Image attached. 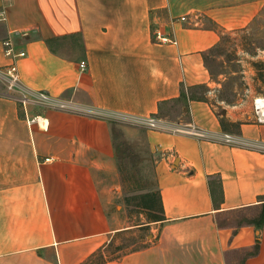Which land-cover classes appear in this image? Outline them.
<instances>
[{"label":"crops","instance_id":"1","mask_svg":"<svg viewBox=\"0 0 264 264\" xmlns=\"http://www.w3.org/2000/svg\"><path fill=\"white\" fill-rule=\"evenodd\" d=\"M262 7L264 0H0V69L14 67L24 88L71 106L31 102L26 112L20 91L8 94L0 83V264H89L112 240L143 232L144 246L99 264H264V223H254L264 208V124L252 120L254 103L219 102L224 114L198 100L183 109L179 123L216 138L230 133L235 144L141 129L154 155L160 221L129 210L113 131L114 123L140 130L134 120L157 116L183 86L215 88L204 53L250 26ZM158 31L177 44L160 42ZM8 38L26 55L6 56ZM69 41L80 49L75 56L61 51ZM224 115L241 123L240 133L224 130ZM27 117L41 121L30 126ZM212 182L223 187L218 204Z\"/></svg>","mask_w":264,"mask_h":264},{"label":"rangeland","instance_id":"2","mask_svg":"<svg viewBox=\"0 0 264 264\" xmlns=\"http://www.w3.org/2000/svg\"><path fill=\"white\" fill-rule=\"evenodd\" d=\"M223 36L226 37L223 38ZM223 36L218 49L209 56V65L213 73L212 79L216 81L217 85L215 88L209 86L210 90L208 92L200 89L199 93L206 94L216 107H222L219 105V102L222 101L231 106H247L249 103L252 105L256 98L264 97V83L262 76H260L264 74V7L260 9L258 17L250 26L240 29L234 34L227 33ZM74 45L72 41H69L61 51L66 55L75 56L80 49L77 46L73 48ZM19 97L18 101L26 112L31 102L37 103L31 100L26 106L20 101ZM69 101L62 98L61 100H54L52 103L66 104L67 108H71ZM41 104L48 105L46 103ZM183 109L185 107L183 108L182 104H170L164 111L163 116H157L161 117L168 125L181 124L178 121L186 116ZM218 111L221 112V109H218ZM252 120L255 121V104ZM134 124L138 125L140 130L128 132L127 128L129 126L122 123L114 125L122 194L123 198L127 200L140 194L144 189L157 188L154 155L148 144L146 132L141 130L146 126ZM185 125L181 124L179 126L185 127ZM135 202L133 201L131 205L128 204L131 212H138ZM136 215L140 218L138 214ZM147 234L149 233H132L126 237L116 238L112 240L107 248L96 253L88 263L99 264L118 258L126 252L139 249L144 246L142 241ZM238 261V264H240V261L242 262L241 259H237Z\"/></svg>","mask_w":264,"mask_h":264},{"label":"built area","instance_id":"3","mask_svg":"<svg viewBox=\"0 0 264 264\" xmlns=\"http://www.w3.org/2000/svg\"><path fill=\"white\" fill-rule=\"evenodd\" d=\"M186 16L182 17V21H186ZM6 20L5 13L3 11H0V22H3ZM156 37L160 42L163 43H176L177 41L172 39L169 36L164 35L161 32L156 33ZM4 46H5V54L8 57L11 58H18L26 55V52L21 51L19 53L16 52V42L13 38H8L7 40L4 41ZM88 67V64L86 61H82L80 64V68L82 70H86ZM5 83L6 84V90L7 93H13L16 90L20 91V101L27 106V103L29 101H35L37 103H46L50 105L51 107H62V108H67L66 104H57V103H52L54 100L48 95L43 92H32L29 89H26L22 86L20 83V78L17 70L14 67L7 68L5 70L0 69V83ZM255 104V121L258 123L264 124V97H258L254 101ZM28 124L31 126L34 122L41 121V117H36V118H28ZM135 123L144 125L146 127L152 128V129H162V130H170L175 133H180V134H186L190 136H196L199 138H208V139H218L220 141L230 143V144H235L238 143L237 137L230 133H225L223 134L220 138H216L213 134H210L209 132H203L199 130L197 127L189 125L185 127H181L179 125H174V124H166L164 120L161 117H158L156 115L151 116L149 118H144V119H135ZM257 145L260 144H251L250 146L256 147ZM262 149H264V145L261 146ZM161 151V150H160Z\"/></svg>","mask_w":264,"mask_h":264},{"label":"trees","instance_id":"4","mask_svg":"<svg viewBox=\"0 0 264 264\" xmlns=\"http://www.w3.org/2000/svg\"><path fill=\"white\" fill-rule=\"evenodd\" d=\"M224 37H226V36H223V38ZM58 40L59 39L49 40L48 43L53 48L58 43L57 42ZM218 46H216L213 49L204 53L205 62H206L208 69L210 70V72H211V69H210V65H209V62H210L209 56L215 50L218 49ZM211 74H212V78H213V73L211 72ZM260 76H262V81L264 83V74H261ZM200 89L206 90V92H208L210 90L209 86L206 84H199V85H195V86H192L189 88H186L185 86H183L182 91H181V95L178 99H175L172 102H165L164 104H162L160 106L158 116H163L164 111H166V108L170 103L177 104V105L182 104L183 108L184 107L187 108L189 105V102L191 100L205 101V102L211 103L210 99L208 98V96L206 94H200L199 93ZM211 104H213V103H211ZM220 108L222 109V107H220ZM224 113H225V111L222 109L221 114H224ZM220 120H221L222 127L224 128L225 131L237 132V133L241 132V123L228 121L227 118L225 117V115L221 116ZM114 125H116V124L114 123ZM114 125H113V131L115 132ZM212 194H213V198H214V201L216 202V204H218L219 200L224 198V192H223V187H222L221 182L218 185H214L212 182ZM127 201L129 204H131L133 201H136L135 202L136 207H142L143 209L147 210L149 219H156L158 221L165 219L164 218V208H163L162 196H161V192L158 189H151V190L144 189L143 192L133 196V198H128ZM254 223L258 227H261L263 225V223H264V208H263L260 219L256 220ZM259 248H260V245L257 244L255 246L254 250L250 251L248 253V256L257 254L259 251Z\"/></svg>","mask_w":264,"mask_h":264}]
</instances>
